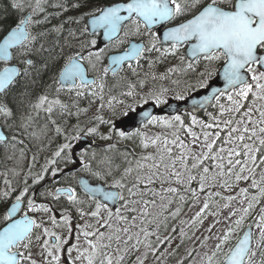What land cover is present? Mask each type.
I'll list each match as a JSON object with an SVG mask.
<instances>
[{"label":"snow or ice","instance_id":"6c2138e0","mask_svg":"<svg viewBox=\"0 0 264 264\" xmlns=\"http://www.w3.org/2000/svg\"><path fill=\"white\" fill-rule=\"evenodd\" d=\"M0 264H264V0H0Z\"/></svg>","mask_w":264,"mask_h":264},{"label":"water","instance_id":"95a60500","mask_svg":"<svg viewBox=\"0 0 264 264\" xmlns=\"http://www.w3.org/2000/svg\"><path fill=\"white\" fill-rule=\"evenodd\" d=\"M172 103H177V102L173 101ZM179 103H181V105L183 106V102H179Z\"/></svg>","mask_w":264,"mask_h":264},{"label":"trees","instance_id":"16d2710c","mask_svg":"<svg viewBox=\"0 0 264 264\" xmlns=\"http://www.w3.org/2000/svg\"><path fill=\"white\" fill-rule=\"evenodd\" d=\"M202 115V114H201Z\"/></svg>","mask_w":264,"mask_h":264}]
</instances>
